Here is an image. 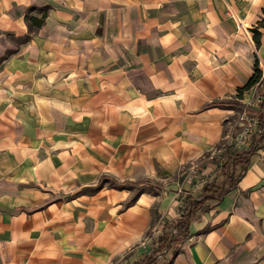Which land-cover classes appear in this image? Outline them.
<instances>
[{"label": "crops", "instance_id": "obj_1", "mask_svg": "<svg viewBox=\"0 0 264 264\" xmlns=\"http://www.w3.org/2000/svg\"><path fill=\"white\" fill-rule=\"evenodd\" d=\"M46 8L30 31L25 15ZM260 60L264 0H0V264H138L153 253L154 197L119 211L128 193L87 188L103 176L167 182L196 164L157 238L182 197L216 176L224 160L206 174L198 160L222 125L238 127L234 152L251 146L253 134L238 141L235 113L258 114L255 89L230 100ZM257 139L236 184L189 224L167 264H264ZM16 241L44 249L12 256Z\"/></svg>", "mask_w": 264, "mask_h": 264}, {"label": "trees", "instance_id": "obj_2", "mask_svg": "<svg viewBox=\"0 0 264 264\" xmlns=\"http://www.w3.org/2000/svg\"><path fill=\"white\" fill-rule=\"evenodd\" d=\"M40 12L41 15L39 17L29 15V13L25 15L30 31L39 28L43 24L47 14V8ZM255 42L257 43V40ZM255 83H257L256 88L263 91V99L259 105L257 114L259 124L257 130L251 137V146L246 150L231 153L217 169L216 176L205 184L199 197H193L188 194L182 197L178 207V216L173 221L166 223L164 230L156 238L157 249L138 264H167L171 257L166 258L165 255L170 254L173 256L178 251L182 242L191 236L188 230L189 224L193 220L199 219L204 212L216 205L226 190L233 187L243 174L248 163L249 155L258 148V144L255 143L254 138L257 136V141L264 138V76H262L261 71L258 69L257 62L254 66L252 76L242 87L237 89L236 97L241 98L243 92L249 90ZM107 178L106 176L101 177L95 186L87 189L89 191L98 190ZM227 183L228 187L225 188ZM111 184L118 188H123L131 184V182H120L111 179ZM167 229L168 231H166Z\"/></svg>", "mask_w": 264, "mask_h": 264}, {"label": "rangeland", "instance_id": "obj_3", "mask_svg": "<svg viewBox=\"0 0 264 264\" xmlns=\"http://www.w3.org/2000/svg\"><path fill=\"white\" fill-rule=\"evenodd\" d=\"M14 41H18L17 39H14ZM238 98L235 95V98L230 100L231 102L238 105ZM238 113H235V116L238 117ZM238 131L237 125H222V132L220 135V138L218 141L213 144L208 151H205L203 155L200 157L198 161H208L207 167L205 166L203 171L204 173H212L214 168V164L218 162V160H225L227 157L230 156L231 153L236 151L237 148L241 147L242 145H233L236 132ZM195 165V166H194ZM190 168L189 165H184L176 171V173L170 177V179L167 180V182H160L159 180H156L154 178H146L142 177L139 179L132 180V183L123 187L118 188L111 184V179H113L111 176H107L108 178L103 181L102 187L108 188V189H114V190H120L125 191L128 193V197L125 198V200L121 201L120 206H118V210L122 211L128 206L134 204L136 199L146 193L151 197L155 198V201L150 209V216H151V222H150V228L146 232L145 242L150 244V246H153V249H157V243H156V234L154 230V226L161 222V219H166V217L171 216V214L174 211V205L176 203V199L179 196V189H181V184L185 179H188L190 177V181L192 183L196 182V178L191 176L189 172H191V169L194 170L197 168V165L194 164ZM189 173V174H188ZM192 173V172H191ZM193 174V173H192ZM199 178V177H198ZM129 180V179H128ZM131 181V180H130ZM161 183H164L161 184ZM205 180L201 182V184L195 186L194 193L198 194L201 191V188L204 186ZM163 187L166 190V193H163ZM85 194L93 195V191L85 192ZM73 196L71 195H65L64 198H61L62 201L69 200ZM175 212V211H174ZM35 236L34 233H31ZM31 234L28 233V236H31ZM155 237V238H154ZM154 238V239H153ZM43 243L40 242H33V241H27V242H11L10 243V249H11V255L13 256L14 253H17L19 251H26L28 254L35 253L37 251L43 250L44 248H41V245Z\"/></svg>", "mask_w": 264, "mask_h": 264}, {"label": "built area", "instance_id": "obj_4", "mask_svg": "<svg viewBox=\"0 0 264 264\" xmlns=\"http://www.w3.org/2000/svg\"><path fill=\"white\" fill-rule=\"evenodd\" d=\"M231 11V10H230ZM257 67L261 71L262 76H264V61L260 60L257 62ZM257 83H255L251 88H254L255 91L253 96L250 100V104L254 105L255 107H259L262 99H263V91H260L256 88ZM238 121L242 130L240 135L238 136V141L242 142L248 136H251L256 130L259 124L257 115H253L248 113L246 110L240 111L238 114Z\"/></svg>", "mask_w": 264, "mask_h": 264}]
</instances>
